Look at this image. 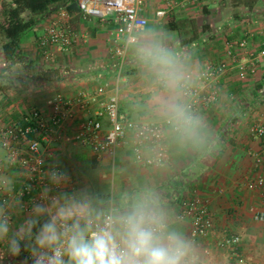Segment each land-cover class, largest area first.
Returning <instances> with one entry per match:
<instances>
[{
	"label": "crops",
	"instance_id": "0c3cea01",
	"mask_svg": "<svg viewBox=\"0 0 264 264\" xmlns=\"http://www.w3.org/2000/svg\"><path fill=\"white\" fill-rule=\"evenodd\" d=\"M63 8L69 12V23L76 33L71 48H52L46 53L38 47V35L56 14L43 20L22 43L25 54L39 65L59 68L60 79L28 81L21 67L15 68L20 65L8 64L0 51V74L15 81L10 88L0 89V126L22 122L26 110L45 108L46 100L56 93L74 96L99 84L108 83L110 88L117 84L119 61L114 49L126 45V36L116 38V25L111 21L84 18L79 10ZM162 9L167 14L158 17L157 11ZM236 14L220 0H144L143 15L148 25L138 42L128 45L119 83L121 110L135 119L155 123L176 117L185 104L181 82L186 73H198L207 62L229 61L226 42L246 32L255 34L250 39V51H259L264 42V0L256 9H240ZM181 17L197 19L199 38L191 44L182 45L177 32L170 28V20ZM149 49H164L170 54L178 76L174 84L166 86L150 68L144 58ZM218 89V102L202 108L194 125L187 124L181 131L167 128L169 161L163 167L137 162L132 140L118 147L114 166L109 155L99 158L90 148L66 137L44 143L49 161H59L70 174V188L89 185L106 200L113 198L118 203L125 194H155L170 219L193 241L201 264L232 262L230 252L218 242L233 233L240 235V251L249 264H264V223L256 220L251 210H264V191L250 190L246 185L249 179L264 175V167L257 165L253 156L264 147V139L253 134L256 125L264 124V66L244 80L236 68H231ZM75 129L76 122L63 133L68 136ZM190 198L201 200L212 214L215 228L206 237L193 239L190 219H177L182 201ZM20 219L14 217V222ZM27 254L17 261L23 264Z\"/></svg>",
	"mask_w": 264,
	"mask_h": 264
},
{
	"label": "built area",
	"instance_id": "2783aa9c",
	"mask_svg": "<svg viewBox=\"0 0 264 264\" xmlns=\"http://www.w3.org/2000/svg\"><path fill=\"white\" fill-rule=\"evenodd\" d=\"M78 10L84 18L113 22L116 25V38L125 35L127 43L114 49V55L119 61L118 80L114 87L110 88L108 83H103L95 89L80 90L74 96L56 93L46 100L45 108L33 107L26 110L22 122L12 121L9 125L0 126L2 131L11 129L14 132L15 145L29 152L25 158L42 156L45 160V171L51 163L44 143L60 141L62 137L90 148L99 158L109 155L113 166L118 147L132 140L137 162L151 167H163L169 161L167 128L172 126L175 131H181L188 124L185 117H191L195 121L202 108L216 104L219 99V82L231 68H236L238 77L244 80L248 75L255 73L258 67L264 66V42L259 51H250V39L255 34L246 32L244 36L226 42L229 61L207 62L198 73L185 74L181 82L185 104L178 116L158 123L135 119L121 110L119 83L122 68L127 62L128 45L138 42L139 34L148 25V19L143 15L144 0H79ZM55 14V18L51 19L36 40L38 47L46 53L52 48L68 50L76 41V33L69 23V12L61 8ZM166 14V10L157 11L158 17H164ZM95 105L98 107L92 114ZM74 122L75 131L65 136L63 131ZM253 134L263 140L264 124L256 125ZM34 148L41 152L32 153ZM253 156L257 165L264 167V147L260 152H254ZM28 183L31 184V191L24 190L23 200L30 207L29 202L39 196L41 181L37 178ZM246 185L250 190L264 191V175L249 179ZM251 210L256 220L264 223V210ZM177 219H190L193 239L206 237L215 228L211 212L199 199L183 200ZM241 241L240 235L233 233L225 235L218 242L234 259L228 264H249L246 256L240 251ZM27 261L31 264L29 254Z\"/></svg>",
	"mask_w": 264,
	"mask_h": 264
},
{
	"label": "clouds",
	"instance_id": "9594fccd",
	"mask_svg": "<svg viewBox=\"0 0 264 264\" xmlns=\"http://www.w3.org/2000/svg\"><path fill=\"white\" fill-rule=\"evenodd\" d=\"M144 58L166 86L178 80L166 50H146ZM185 121L194 125L191 117ZM14 141L11 129L0 130V261L23 250L31 264H201L193 241L155 194H125L117 203L89 185L70 188L71 176L59 161L45 171L42 156L25 158L29 152ZM37 178L39 196L26 212L24 190L31 191L28 181Z\"/></svg>",
	"mask_w": 264,
	"mask_h": 264
},
{
	"label": "trees",
	"instance_id": "16d2710c",
	"mask_svg": "<svg viewBox=\"0 0 264 264\" xmlns=\"http://www.w3.org/2000/svg\"><path fill=\"white\" fill-rule=\"evenodd\" d=\"M79 0H3L0 8V51L10 65L19 64L28 81L51 82L61 78L56 67H43L28 57L22 49L24 39L47 17L66 7L70 11L78 10ZM263 0H220V4L235 14L240 9L254 10ZM237 15V14H236ZM171 30L177 32L182 45L191 44L199 38V26L196 18L181 17L170 20ZM10 75L0 74V89L13 86ZM26 251L18 259H24Z\"/></svg>",
	"mask_w": 264,
	"mask_h": 264
},
{
	"label": "rangeland",
	"instance_id": "374dc122",
	"mask_svg": "<svg viewBox=\"0 0 264 264\" xmlns=\"http://www.w3.org/2000/svg\"><path fill=\"white\" fill-rule=\"evenodd\" d=\"M19 67H21V66H16L15 68H18L19 69ZM259 102H261V101H259ZM0 264H22V263H20V262L17 261V257H15V258L12 259L10 256L5 255L4 259L2 261H0Z\"/></svg>",
	"mask_w": 264,
	"mask_h": 264
}]
</instances>
